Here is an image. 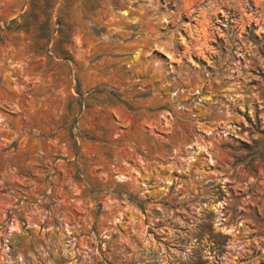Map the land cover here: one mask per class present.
Here are the masks:
<instances>
[{
    "label": "rangeland",
    "instance_id": "rangeland-1",
    "mask_svg": "<svg viewBox=\"0 0 264 264\" xmlns=\"http://www.w3.org/2000/svg\"><path fill=\"white\" fill-rule=\"evenodd\" d=\"M50 2L0 0V264H264V0Z\"/></svg>",
    "mask_w": 264,
    "mask_h": 264
},
{
    "label": "trees",
    "instance_id": "trees-1",
    "mask_svg": "<svg viewBox=\"0 0 264 264\" xmlns=\"http://www.w3.org/2000/svg\"><path fill=\"white\" fill-rule=\"evenodd\" d=\"M52 0H43L44 4L42 5L40 9V11L42 12L43 16H45L46 20L45 23H48V13H46V11L51 7L50 4ZM58 25L60 24V22L58 21L57 23ZM18 27H20V25H18Z\"/></svg>",
    "mask_w": 264,
    "mask_h": 264
}]
</instances>
